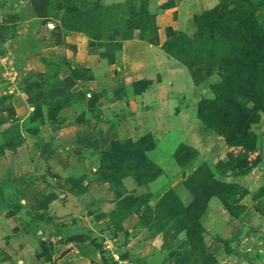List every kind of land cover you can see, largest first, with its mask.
<instances>
[{
  "label": "rangeland",
  "instance_id": "obj_1",
  "mask_svg": "<svg viewBox=\"0 0 264 264\" xmlns=\"http://www.w3.org/2000/svg\"><path fill=\"white\" fill-rule=\"evenodd\" d=\"M146 1L156 17L158 44L149 42L157 35L153 30L143 34L137 28L128 38L129 27L140 20L137 15ZM174 1L0 0V164L5 165L20 150L21 164L27 165L31 158L35 160L29 157L30 143L40 145L53 137L63 142L50 155L54 169L44 175L50 183L43 185L46 192L37 208L47 205L45 196L56 197L54 190L68 188L86 195L88 187L98 184L92 193L97 203L90 206L88 218L72 213L63 222L54 221L62 225L61 232L42 241L37 253L40 264H264V113L250 128L256 142L253 149L230 146L220 132L198 117L199 101L215 96L212 85L222 79L218 69L203 71L197 81L193 78L197 88L195 98L188 97L194 102H189L178 82L188 84L190 70L175 61L183 70L182 77L175 80L177 84L167 81L172 74L164 78L163 86L152 91L156 100L148 103L138 98L152 84L145 83L146 69L129 76L124 66L122 51L129 40L157 45L166 52L168 27L197 36L198 13L194 21L184 16L178 19L183 11L173 8ZM119 2L126 5L124 14L123 9L109 6ZM97 4L108 6L109 11L97 10ZM252 4L257 7L256 24L264 32V0H252ZM225 5L226 10L234 6ZM211 8L193 7L190 13L202 14ZM167 9L171 10L168 15L164 13ZM154 79L162 77L154 75ZM58 88L76 98L54 111L50 103L60 96ZM100 121H112L115 126L93 135ZM87 134L90 141L76 140ZM19 135L23 142L15 149L7 147ZM149 137L156 147L145 151L146 159L141 156L129 163L120 157L121 151L114 152L113 141L135 143ZM182 145L199 152L192 158L194 152L186 150L184 157L190 161L184 165L176 159L184 151ZM240 153L248 157L244 167L229 166ZM71 157L72 169L82 174L64 178L63 160ZM205 163L212 168L223 165L224 180L245 192L230 199L231 205L242 206L236 209L238 215L228 210L222 198L209 200L200 218L203 250L197 237L188 235L189 224L182 220L185 215L169 214L168 202L177 198L185 207L191 205L194 196L187 181ZM89 199L87 194L84 200ZM164 199L168 201L165 205ZM9 212L0 206V223Z\"/></svg>",
  "mask_w": 264,
  "mask_h": 264
},
{
  "label": "trees",
  "instance_id": "obj_2",
  "mask_svg": "<svg viewBox=\"0 0 264 264\" xmlns=\"http://www.w3.org/2000/svg\"><path fill=\"white\" fill-rule=\"evenodd\" d=\"M228 1L221 0L215 7L195 16L199 29L195 38L185 32L176 31L171 26L168 27V41L163 47L167 53L188 67L196 81L203 71L206 73L214 69L220 71L221 81L212 85L215 96L199 101L198 117L205 124L220 132L228 145L243 146L249 151L255 147L256 143L250 128L253 123L261 120V113H264V32L256 24L257 18L254 10L257 7L252 4V0H232L231 3ZM144 3L142 7L145 9L137 15L140 20L136 21V25L129 27L131 33L128 38L133 36V31L137 28L142 29L143 34L146 30L158 32L156 17L150 13L148 2ZM232 3L233 8L226 10L225 4ZM97 5V10L109 11L108 6L101 8L100 4ZM109 6L116 8L117 11L123 9V14L127 10L123 2ZM166 7H171V5L168 4ZM145 22L150 24L148 28L144 27ZM129 28H127L128 31ZM149 42L158 44V33ZM150 82V80H145V83ZM135 84L137 86L138 83ZM57 90L60 96L50 103L54 111L71 104L76 98V95L70 91L64 94L59 92V88ZM56 127H60V123ZM22 142L23 138L19 135V140L10 142L7 147L15 149ZM112 144L114 152L121 151L120 157L131 161L129 163L141 156L146 159L145 151L156 147V142L150 137L149 139L142 138L135 143L132 140L125 143L117 140ZM182 148L184 151L181 149L176 155L180 164L184 165L190 161L184 157L188 151L194 152L192 158L199 155V152L192 147L182 145ZM246 162H248L247 155L240 153L238 157L232 158L229 166L241 168ZM222 166L212 168L205 163L189 177L187 186L194 196L190 206L185 207L177 198L171 199L173 203L168 202L167 199L163 201L164 205L166 202L169 203V214H173L172 216L177 212L185 215L182 220L189 224L188 235L194 240L197 237L199 246L203 250V227L200 218L209 200L213 196L222 198L228 210L234 215H238L236 209L242 208V206L231 205L230 199L238 193L243 194L245 190L238 184H230L224 180L226 170ZM146 168L148 171V165ZM54 197V195H47L44 198L49 203Z\"/></svg>",
  "mask_w": 264,
  "mask_h": 264
},
{
  "label": "crops",
  "instance_id": "obj_3",
  "mask_svg": "<svg viewBox=\"0 0 264 264\" xmlns=\"http://www.w3.org/2000/svg\"><path fill=\"white\" fill-rule=\"evenodd\" d=\"M165 1L166 0H159V3L161 4ZM220 1L221 0H175L173 8L177 9V11H183V13H179L178 19L184 16L185 20L189 19L194 21V16L202 11L190 13L191 8L208 9L216 6ZM183 8H187V10H183ZM169 11L171 10L167 9L164 13L168 15ZM158 49L159 47H157V45L133 39L126 42L122 51V55L126 57L124 58V66L128 69L129 76L140 75L142 71L146 69L145 77L150 80L152 84L142 95L138 96V98L144 99V101L147 100L148 103H151L152 100H156L152 91L156 88H161L167 76L170 74L173 76L172 79H167L169 84H177L175 80H178L182 77L181 74H183L182 68L175 65V61L178 62V60L169 56L163 50L159 49V51ZM121 67L122 66H119V69ZM153 70L154 72L152 73ZM189 74L188 84H183L181 81H179L178 84L183 85V96L186 97L187 101L194 102L192 101L195 98L193 94L197 85L190 71ZM154 75H159L162 79H154ZM190 94L193 95L192 100L188 99ZM156 102H153L154 104L151 105L155 107ZM150 108L152 107L150 106ZM113 126H115V124L112 121L108 123L100 121L98 124L100 129L98 130L96 126L93 135L98 132H106ZM98 134L97 136H99ZM82 135L77 136L76 140H91L88 134L83 137ZM54 137L56 138L55 135ZM62 142L63 141L57 138L53 139L52 137L48 139L46 143L41 142L40 145L30 143L31 148L29 149V157L31 158L34 156L35 160L31 158L30 162L25 166L21 164L20 157L23 154L21 155L20 150L17 154L14 153V155H12L13 158L9 157V161H7V159L5 165L0 164V199L2 201L0 206L2 210L10 211L5 221H1L2 223H0V264H40L42 260L37 258V253L41 250L42 241H45L47 237H50L52 240L61 232L62 225L54 223V221L58 220L63 222L69 215H72V213L76 216H83L85 214V217L88 218L90 206L92 205L95 207L97 200L95 199V194L94 197H92V193L98 190V184H96L97 188L96 186L95 188H93V186L91 188L88 187L86 193L89 194L91 199L86 202L84 197L87 194L84 195L85 193L72 192L68 188L69 191L66 189V191L63 190L62 192H58L52 188L55 191L56 197L46 206H41L39 209L37 208L38 200L41 199L46 192L43 185L48 186L50 183L49 176L45 178L44 175L48 169H54L50 160V155L53 154L54 149L57 148L56 146L62 145ZM21 150H26V147L21 148ZM63 155L67 157V154L63 153ZM65 159L66 162L63 160L64 170L61 174L62 177L66 178L70 175L80 177L82 173H77L72 169L74 166H72L73 164L69 161L72 157ZM22 167H25V170H23ZM34 182H36V185H33ZM89 184H91V181H89ZM94 189L95 191H93ZM44 218L47 219L45 220ZM243 258L248 257L243 256Z\"/></svg>",
  "mask_w": 264,
  "mask_h": 264
}]
</instances>
